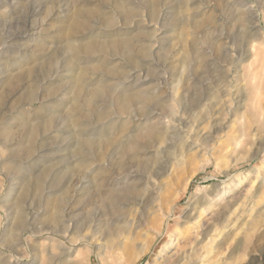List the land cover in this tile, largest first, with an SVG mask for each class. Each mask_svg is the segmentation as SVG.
<instances>
[{
  "label": "rangeland",
  "instance_id": "rangeland-1",
  "mask_svg": "<svg viewBox=\"0 0 264 264\" xmlns=\"http://www.w3.org/2000/svg\"><path fill=\"white\" fill-rule=\"evenodd\" d=\"M158 1L0 0V264H16L11 254L20 264H54L62 253L71 255L63 264H104L66 245L96 212L121 215L116 226L128 239L117 258L105 255L110 264H264V0ZM99 83L111 93L94 105L71 101ZM125 87L150 99L132 100L125 114ZM176 92L185 126L201 131L200 147L155 178L179 145L167 153L162 144L157 157L142 152L151 160L145 169L117 145L167 121ZM78 186L86 188L80 196ZM135 187L139 195L121 198L119 210L101 201L111 189ZM64 210L78 224L68 234ZM164 212L174 214L166 231Z\"/></svg>",
  "mask_w": 264,
  "mask_h": 264
},
{
  "label": "bare ground",
  "instance_id": "bare-ground-1",
  "mask_svg": "<svg viewBox=\"0 0 264 264\" xmlns=\"http://www.w3.org/2000/svg\"><path fill=\"white\" fill-rule=\"evenodd\" d=\"M155 0H150V3H151V7L154 6V2ZM158 1V0H157ZM159 2V1H158ZM149 3V4H150ZM148 4V3H147ZM148 4V5H149ZM155 6L157 7V5L155 4ZM154 7V8H156ZM81 10V9H80ZM136 10V9H135ZM28 11V10H27ZM77 11V10H76ZM75 11V13H76ZM82 11V10H81ZM151 11V10H150ZM153 12H155V10L153 9L152 10ZM29 12V11H28ZM87 12V11H86ZM138 12V11H137ZM74 13V12H73ZM73 13L71 14V16L73 15ZM78 13V12H77ZM83 13V12H82ZM85 13V12H84ZM34 12H30L28 14V18H31L34 16ZM79 14V13H78ZM86 14V13H85ZM90 14V13H89ZM127 14V13H126ZM154 14V13H153ZM152 12H151V15H153ZM77 15V14H76ZM88 15V14H87ZM86 15V16H87ZM133 15V14H132ZM27 16V15H26ZM89 16V15H88ZM131 16V15H130ZM135 16H138V15H135ZM25 17V16H24ZM77 17V16H76ZM75 16L72 18H76ZM136 18V17H134ZM70 19V18H69ZM71 19V21H72ZM79 19V17H78ZM131 19H133L131 17ZM128 20V19H127ZM76 21V20H75ZM69 22V21H68ZM79 22V21H78ZM81 22V21H80ZM27 23V22H26ZM74 23V22H72ZM84 23V22H82ZM86 23V22H85ZM69 25H71L69 23ZM73 27H70V31L72 33H79L81 28H79V26H77L76 24L72 25ZM81 27V25H80ZM87 27V26H86ZM257 27V26H256ZM83 28V27H82ZM86 30V29H85ZM84 30V31H85ZM77 31V32H76ZM79 31V32H78ZM87 31V30H86ZM89 31V30H88ZM80 34V33H79ZM256 34V33H255ZM76 36V34H73ZM13 37V36H12ZM73 37V36H72ZM254 38V37H253ZM13 39V38H12ZM117 40V39H115ZM74 41V40H73ZM123 41V40H122ZM107 43V42H106ZM264 43V42H263ZM72 44V43H71ZM77 44V43H76ZM264 45V44H263ZM82 46V45H81ZM108 46V45H107ZM5 47V46H4ZM119 47L120 48H123L122 46H120L119 44ZM91 48V47H90ZM90 48H85L87 49V51L89 52L91 49ZM94 48V47H93ZM109 48V47H108ZM127 48V47H126ZM193 49V48H192ZM98 50V49H96ZM191 50V48H190ZM94 51V50H93ZM140 51V50H139ZM80 52V51H78ZM99 52V51H98ZM192 51H190L191 53ZM193 53V52H192ZM72 55V54H71ZM144 55V54H143ZM193 58V57H191ZM132 59V58H131ZM189 59L188 58V55L185 57V59L183 58V62L185 63V69H184V72H183V77H184V82H185V85H189L192 87V84L194 83V78L196 76H193L192 74V71L191 70V65H188L190 62H189ZM199 59V58H198ZM197 59V60H198ZM69 60V59H68ZM193 60V59H191ZM52 61V60H51ZM74 61V60H73ZM76 61V60H75ZM69 62V61H68ZM132 62V61H131ZM55 63V62H54ZM77 63V62H76ZM196 65V64H195ZM71 66V65H70ZM184 67V66H183ZM72 68H74V66H72ZM195 68V67H194ZM51 70V69H50ZM75 70V69H74ZM77 72L78 71H84L81 67H79L78 69H76ZM75 70V72H76ZM65 71V70H64ZM72 71V70H71ZM70 72V70H69ZM76 72V73H77ZM101 72V71H99ZM97 72V73H99ZM57 73V72H56ZM32 71L29 70L27 72V76H29V78L32 76ZM76 75V74H75ZM91 75V74H90ZM95 75V74H94ZM54 76V75H53ZM22 77V76H20ZM19 77V79H20ZM107 77V76H106ZM194 77V78H193ZM75 78V77H74ZM77 78V77H76ZM87 78V77H85ZM129 77H125L124 79H128ZM18 79V80H19ZM131 79V78H130ZM36 81V80H35ZM34 81V82H35ZM69 81V80H68ZM71 81V80H70ZM33 82V81H32ZM67 82V81H66ZM75 82V81H74ZM193 82V83H192ZM73 83V82H72ZM70 83V84H72ZM66 85L68 86V84L66 83ZM74 85L78 86L79 87V91L80 90H84L83 89V86L80 82V80H77L76 83H74ZM84 85V84H83ZM97 85V84H96ZM184 85V86H185ZM195 85V84H194ZM65 86V87H67ZM190 86H188L190 88ZM187 87V86H186ZM184 87L182 90L184 91V89L186 88ZM131 88V87H130ZM188 88V89H189ZM196 88V87H195ZM72 89V88H71ZM87 89V88H86ZM85 89V90H86ZM126 90H124L123 93H121L122 91H120L121 94H124V97H121L122 100L120 102V105H119V109L121 112H128V109H129V103L132 102V100H137V99H140V98H147V99H150V97L148 95H146L145 93L143 92H140V91H127V87H125ZM187 89V88H186ZM194 89V88H193ZM192 90V89H191ZM33 91V90H32ZM109 91L107 90V87L106 85H104L103 83H99L98 86L93 89L91 92H86L85 94H83V91H82V94L83 96H81L79 93H74L71 95L72 98L71 101L73 102H81L82 104L84 105H94L95 104V100L99 97H101L102 95H105V93ZM187 91V90H186ZM111 93V91H109ZM28 93V92H27ZM187 93V92H186ZM189 94V92H188ZM194 94V93H193ZM122 96V95H121ZM151 96V95H150ZM184 96V95H183ZM34 97V91L33 92H29L27 94V98L31 99ZM67 97V96H66ZM120 97V96H119ZM185 97H186V94H185ZM184 97V98H185ZM190 98L193 99V97L191 96H188ZM173 98V102L176 104V106H173L172 109H171V112L169 113V115H167V121H164V119L166 118H163L161 120H157V124L153 125V126H147L144 130V133H140V134H137L135 135L134 137L137 138V140L141 139V140H144L145 141V145L144 146H141V145H138L140 143H135L133 142V138L134 137H130L129 139H124L123 141L119 142L118 145H117V148L123 152H126V151H130L131 152V156H130V160L132 162H134L135 164L137 165H140V166H144V169H145V166L146 168L149 166V163L151 162L150 159H144V160H141L140 159V155L142 154V152L144 153H147V151L150 149V148H153L155 149V156L157 157L158 155H161L163 154L165 151L163 150V147H162V144H166L167 146V153L170 152L169 150H173L172 148L175 147V145H179V149L180 151H177V147L175 148L176 149V152H175V155L174 157L172 158V163H171V157L172 155L170 153H168L167 156H170L169 158V165L167 163V161H165L161 166V168H158L159 170H156L157 172L155 173L154 172V176L155 178L160 176L161 173L163 174L164 172H161L162 171H165V172H168L170 167H172L173 165L174 166H177V167H181L183 166L187 159L189 158L188 156H190L191 154L193 153H196L197 152V148H199L200 144H199V133L201 131H197L195 132L194 135H192V132H193V129L190 130L188 129L185 124H187L188 122L185 119V114H186V111H184V109H181L178 105V102H177V92L172 96ZM28 99V101H29ZM187 100V99H185ZM191 100V99H190ZM164 101V100H163ZM189 101V100H188ZM30 102V101H29ZM76 102V103H77ZM71 103V102H70ZM75 104V103H74ZM80 104V106L82 105ZM79 105V104H77ZM69 106V105H68ZM77 107V106H76ZM85 107V106H84ZM94 107V106H93ZM184 107V106H183ZM186 107V106H185ZM81 109V107L79 108ZM75 110V109H74ZM78 110V108H77ZM83 110H81V116L83 114L82 112ZM188 111V110H187ZM89 113V112H88ZM71 114V113H70ZM79 114V113H78ZM77 114V115H78ZM86 114V113H85ZM74 115V114H73ZM187 115V114H186ZM79 116V115H78ZM76 117V116H75ZM51 119V118H50ZM150 117H146L144 121H150ZM164 121V122H163ZM53 123V122H52ZM74 123V122H73ZM142 127H145V123H143L142 121ZM47 125V124H46ZM52 125V124H50ZM40 127V126H39ZM46 127V126H44ZM164 129H163V128ZM36 128V127H35ZM37 129V128H36ZM39 130V129H38ZM31 131V130H30ZM29 131V132H30ZM138 131V130H137ZM32 133V132H31ZM30 135V134H29ZM82 135V133H81ZM83 138V137H82ZM81 140V138H80ZM96 140V139H94ZM98 141V140H96ZM115 141V140H114ZM82 144L84 145H89L90 143H94L93 142V138H84L82 139ZM98 144V142H96ZM181 147V148H180ZM30 149V148H29ZM75 149H79L78 146L76 145ZM98 149V148H97ZM165 149V148H164ZM138 150V151H137ZM196 150V151H194ZM82 151V150H81ZM85 151V150H84ZM88 152V151H87ZM121 152V153H122ZM122 155V154H121ZM87 156V155H86ZM94 156V155H93ZM123 156V155H122ZM84 157V156H83ZM87 158V157H86ZM93 158V157H92ZM95 158V157H94ZM110 158V157H109ZM153 158V157H152ZM81 160V159H80ZM157 160V159H156ZM83 161V160H82ZM153 161V160H152ZM85 162V161H84ZM151 164V163H150ZM98 168V167H97ZM155 170V169H154ZM153 170V171H154ZM89 172V171H88ZM94 171H92L93 173ZM98 172H99V169H98ZM91 173V172H90ZM88 174V173H87ZM92 175V174H91ZM153 175V174H152ZM188 176H190L188 174ZM87 178V177H86ZM153 178V177H152ZM188 180L191 179V177H188L187 178ZM234 182H233V186H237L238 184L241 183L242 179H240L239 177H236L234 178ZM87 180V179H86ZM84 181V184L86 183L85 182V179L83 180ZM38 182V180H37ZM36 183V182H35ZM88 183V182H87ZM189 184V181L188 183H186L185 186H188ZM37 185V184H36ZM153 185V183H152ZM38 186V185H37ZM28 187V186H27ZM29 188V187H28ZM36 188V186H35ZM41 189V187H39ZM38 188V189H39ZM79 190L77 191L78 195L80 196L81 193L79 192H82L84 191V189H86L85 187H82V186H78ZM132 188V187H131ZM131 188H127V189H121V190H117V189H111L103 194H101V201L102 203L106 206V208H111L114 209L113 211H116V210H119L117 204L119 202V200L123 197H127V195L129 196L130 194L132 195H136L138 194L139 195V190L136 189V187L134 189H131ZM26 190V188H24ZM82 189V190H81ZM40 191V190H39ZM23 193V192H22ZM102 193V192H101ZM25 195H26V192H25ZM155 202V201H154ZM107 203V204H106ZM167 201L165 199L162 200L161 202V207L163 210H165V207L164 205H166ZM103 205V206H104ZM110 205V206H108ZM84 207H87L86 205H84ZM110 208V209H111ZM111 209V210H112ZM119 212V211H118ZM70 213V212H69ZM64 216V220L62 223H65L67 222V225H66V230H65V234H68L70 233V230H77L78 228V224L74 222V220H71V219H67V214H66V211L64 210L63 212ZM113 214V213H112ZM111 214V215H112ZM114 215V214H113ZM116 215V213H115ZM114 215V216H115ZM119 215V214H118ZM107 215H105L104 213H93L91 215V217L89 216V220L88 222L86 223L85 227H83V231L84 233H82L81 231H78V234L74 235L73 239H70V242H67L66 245L72 247V248H78V245L79 246H83V250H85V252L87 253V257L89 259V261L91 260V256L92 255H95L96 258L101 261L102 263L104 264H110V262L106 261V258H105V255H110L112 258L115 256V258H117V254H119L120 251L124 250L125 247H126V242L128 241L127 238H123L121 237L120 235V231L118 229V226H116L117 224H120V220L118 217L120 216H113L111 217L110 219L106 218ZM109 216V215H108ZM162 220H160V227H164V230L166 231L167 228H168V224H169V221L172 219L171 217L174 216L173 213H165L164 212V215H162ZM117 217V218H116ZM73 218V217H72ZM122 218V217H121ZM120 218V219H121ZM164 218V219H163ZM88 219V218H87ZM61 223V222H60ZM158 223V222H157ZM159 224H157L158 226ZM58 226V225H57ZM60 229V227H59ZM161 232V231H160ZM158 232V239L159 238H162L163 237V234L164 232L160 233ZM1 233V232H0ZM156 234V236H157ZM169 237V236H168ZM60 238V236H59ZM62 239V237L60 238ZM59 240V239H58ZM168 241H167V236H165V238L162 240V243L161 245L164 247V248H167L168 246ZM13 246V245H12ZM1 248V247H0ZM2 249V248H1ZM65 250H67L66 248H64ZM7 250V249H5ZM4 250V251H5ZM80 249L77 250V252H79ZM8 253V252H7ZM28 253V252H27ZM0 255H1V251H0ZM18 255V254H16ZM67 255V257H71V255H68L66 253H62L61 254V257H60V261H56L54 262V264H63L62 263V257ZM154 255L157 257L158 256V253H154ZM21 256V255H20ZM19 256V257H20ZM31 256V255H30ZM35 257V256H34ZM8 258V257H7ZM11 258H14V260L17 261L16 264H20L21 263V259L18 258L17 256H15L14 254H11ZM10 258V259H11ZM9 260V259H8ZM64 262V261H63ZM11 263V262H9ZM67 263V262H66ZM65 264V263H64ZM115 264V263H113Z\"/></svg>",
  "mask_w": 264,
  "mask_h": 264
}]
</instances>
